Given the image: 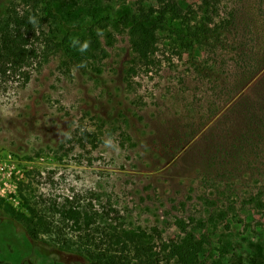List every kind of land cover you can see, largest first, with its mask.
<instances>
[{
  "label": "rangeland",
  "instance_id": "obj_1",
  "mask_svg": "<svg viewBox=\"0 0 264 264\" xmlns=\"http://www.w3.org/2000/svg\"><path fill=\"white\" fill-rule=\"evenodd\" d=\"M138 1L156 0L55 1L68 25L110 20L74 32L77 64L67 65L60 53L45 55L44 45L34 41L39 49L31 64L0 74V155L13 160L7 183L0 180V262L90 264L52 248L45 255L21 226L20 216H30L29 204L58 220L53 207L71 200L95 212L99 228L151 236L155 243L177 235V218L193 216L206 223L200 232L209 239L210 257L222 264H264V153L229 163L211 159L218 142L231 154L232 136L226 132L240 118L223 116L218 122L221 112L228 113V95L217 92L187 54H176L165 34L156 65L129 72L133 53L117 18ZM188 2L199 10L200 0ZM29 6L0 0V19L9 9L22 15ZM239 7L243 15L255 10L264 20L263 0H219L222 17ZM42 28L59 39L65 33L58 24ZM94 36L104 52L86 55L81 44ZM245 36L241 30L228 38L234 44ZM232 58L217 49L204 52L200 61H226L229 71ZM62 232L76 240L73 229ZM57 234L43 238L60 241Z\"/></svg>",
  "mask_w": 264,
  "mask_h": 264
},
{
  "label": "trees",
  "instance_id": "obj_2",
  "mask_svg": "<svg viewBox=\"0 0 264 264\" xmlns=\"http://www.w3.org/2000/svg\"><path fill=\"white\" fill-rule=\"evenodd\" d=\"M24 1L30 8L22 15L9 9L7 16L0 19V74L15 73L31 64L39 49L34 41L44 45L45 55L47 51L60 53L67 65L77 64L74 60L80 52V44L73 37L74 32L101 28L106 25L103 21L110 20L105 16L89 26H71L57 10V0ZM242 7L222 17L219 0H200L198 11L188 0L138 1L131 12L117 18V22L127 28L133 53L130 73H136L139 68L149 71L156 65L159 40L165 34L176 54H187L214 89L223 92L222 96L228 95V113L221 112L218 122H222L223 116L230 121L235 115V120L240 118L241 123L226 132L232 136L231 154L222 142H218L211 155V159L225 163L231 158L237 160L244 155L264 153V20H259L255 10L243 15ZM47 23L61 26L64 35L59 39L54 30L45 31L42 27ZM240 26L246 36L232 44L228 36L238 37ZM100 44L98 36H94L81 44L82 51L95 56L97 52H104ZM217 49L232 53L229 71L230 65H224L226 61L220 65L200 61L204 52ZM28 79L26 74L25 80ZM28 208L30 216H20L21 226L33 247L45 255H50L52 248L73 253L90 264H222L220 259L209 256V239L200 232L206 227L205 221L193 216L188 221L177 218V235L170 240L159 238L155 243L150 240L151 236L136 238L126 232L110 233L104 227L99 228L95 212L89 214L71 200L53 207L52 215L58 220L49 218L47 211L37 209L32 203ZM66 227L76 232V240L62 232ZM54 230L58 231L60 241L43 238ZM0 264L10 263L1 261Z\"/></svg>",
  "mask_w": 264,
  "mask_h": 264
},
{
  "label": "built area",
  "instance_id": "obj_3",
  "mask_svg": "<svg viewBox=\"0 0 264 264\" xmlns=\"http://www.w3.org/2000/svg\"><path fill=\"white\" fill-rule=\"evenodd\" d=\"M3 154L0 155V180L6 184V173L11 174V169L13 166H10V163H12L13 160H11L10 155L7 156V159H5ZM5 159V160H4ZM9 164V165H8Z\"/></svg>",
  "mask_w": 264,
  "mask_h": 264
}]
</instances>
